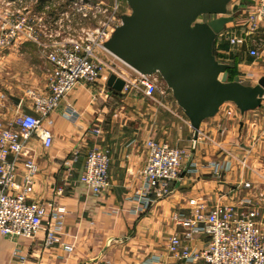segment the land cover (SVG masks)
<instances>
[{
    "label": "crops",
    "instance_id": "obj_1",
    "mask_svg": "<svg viewBox=\"0 0 264 264\" xmlns=\"http://www.w3.org/2000/svg\"><path fill=\"white\" fill-rule=\"evenodd\" d=\"M254 3L232 0L229 14L234 20L214 42L217 58L232 64L231 75L252 85L264 75V22L254 31L244 25ZM232 36L245 37L246 42L233 45L229 41ZM255 46L261 50L258 59L249 54ZM35 50L36 44L24 42L0 52L1 124H8L19 113L33 111L31 91H48L49 73L42 71L41 83L35 84L34 69L25 59ZM45 61L50 72L51 65ZM110 74L106 72L93 83H81L70 93L67 101L79 112L75 118L67 115L64 102L52 114L54 141L50 147L36 136L28 142L39 164L28 199L55 198L66 205V233L61 239L73 243L74 250L67 252L60 243L44 248L43 230L34 239L18 242L0 234V264H177L167 248L170 236L181 230L174 217L190 214L192 201L208 206L251 205L258 216L264 211V99L260 107L244 114L233 105L223 104L215 116L201 123L195 139L190 120L170 88L149 99L136 88L124 91L111 87ZM95 125L102 130L100 136L91 133ZM150 137L175 146L192 138L198 147H191L181 177L169 184V191L152 193L148 205L135 212L138 204H144L137 197L144 183L142 171ZM96 145L111 157V185L101 195L93 194L80 181L85 156ZM203 146L208 149L206 153ZM214 161L224 164L218 173L211 165ZM23 174L19 164L17 183H22ZM246 182L252 187L247 188ZM59 188L61 193H57ZM246 198L250 201L243 204ZM206 240L197 234L188 243L201 248ZM16 245L27 254L25 261L13 257Z\"/></svg>",
    "mask_w": 264,
    "mask_h": 264
},
{
    "label": "built area",
    "instance_id": "obj_2",
    "mask_svg": "<svg viewBox=\"0 0 264 264\" xmlns=\"http://www.w3.org/2000/svg\"><path fill=\"white\" fill-rule=\"evenodd\" d=\"M119 7V0H114L113 5L101 0H0V52L31 42L51 65L48 91L30 92L33 111L19 113L8 124L0 123V234L15 242L23 238L34 239L43 230L44 248L56 243L62 244L67 252L75 248L73 243L61 239L66 233V205L55 198L28 199V190L39 171L28 142L36 136L46 147L52 145V114L63 102L68 116L75 118L79 114L67 101L79 84L96 82L109 72L125 80L124 91L135 87L148 98L169 89L158 72L141 73L105 47L114 29L122 23ZM211 17L205 15L202 20ZM262 22L264 0H255L244 25L247 30L254 31ZM229 41L241 46L246 38L232 36ZM105 51L125 64L133 74L115 61H106L102 54ZM249 54L258 59L261 50L255 46L249 49ZM91 133L100 136L102 130L95 125ZM146 145L144 183L137 197L144 204H138L135 212L148 205L152 193L162 195L169 191V184L181 177L186 156L183 148L153 137L148 138ZM110 161L109 152L99 145L89 149L85 156L80 181L95 195H101L111 185ZM19 164L24 168L20 184L16 181ZM211 165L216 173L224 168L223 163L216 161ZM245 186L250 188L252 184L246 182ZM61 192L59 188L57 193ZM249 201L246 198L243 204ZM192 203L194 207L190 214L178 213L174 217L181 230L170 236L167 248L177 264H264V223L258 220L255 208L251 205L245 208L236 204ZM197 234L207 238L201 248L188 243ZM13 257L25 261L27 254L16 245Z\"/></svg>",
    "mask_w": 264,
    "mask_h": 264
},
{
    "label": "water",
    "instance_id": "obj_3",
    "mask_svg": "<svg viewBox=\"0 0 264 264\" xmlns=\"http://www.w3.org/2000/svg\"><path fill=\"white\" fill-rule=\"evenodd\" d=\"M130 14H122L105 47L141 73L158 72L184 110L198 138L201 123L233 102L244 114L262 105L264 75L256 84L230 79L232 64L220 61L214 42L226 24L232 0H126ZM237 6L234 7V10ZM202 15L212 16L206 21ZM125 80L115 73L108 85L122 90Z\"/></svg>",
    "mask_w": 264,
    "mask_h": 264
},
{
    "label": "rangeland",
    "instance_id": "obj_4",
    "mask_svg": "<svg viewBox=\"0 0 264 264\" xmlns=\"http://www.w3.org/2000/svg\"><path fill=\"white\" fill-rule=\"evenodd\" d=\"M101 1H104L106 2L107 4H110V5H113V2L114 0H101ZM120 2V7H119V11L118 13L119 14H130L131 13V8L130 6L128 5L127 1L126 0H119ZM205 18V15H202L200 17V19H204ZM103 56H104V59L107 61V57L108 58H112L115 60V62L118 63V65L123 68V69H126L128 71H131L129 68L126 67L125 64H123L122 62H120L116 57H114L111 53L109 52H106L105 51V54L104 52H102ZM27 63H30V65H32L33 69H34V75H35V81H33L35 84H40L42 79H41V72L43 71L47 73L48 72V69H49V64L45 61V57H44V54L38 49V50H35L34 52H31L29 54V56H27ZM25 61L23 60L22 63H24ZM132 73V71H131ZM33 83V84H34ZM135 88V87H133ZM138 89V88H136ZM139 90V89H138ZM141 91V90H140ZM148 98V97H147ZM149 99H152V98H149ZM226 104H230V105H233L234 107H236V105L233 103V102H226ZM237 108V107H236ZM187 143H184L183 145H177L179 146L180 148H183L185 151H186V156L184 158V162L185 160H187L189 158V155L191 154V147L194 146V147H198V145H196V143H194V141L192 140V138H188V140H185ZM202 152H205L208 151V149L206 150V146H203L202 148ZM264 211L258 216V213H257V218L258 220H260L261 222L264 223Z\"/></svg>",
    "mask_w": 264,
    "mask_h": 264
},
{
    "label": "trees",
    "instance_id": "obj_5",
    "mask_svg": "<svg viewBox=\"0 0 264 264\" xmlns=\"http://www.w3.org/2000/svg\"><path fill=\"white\" fill-rule=\"evenodd\" d=\"M227 47V46H226ZM232 70V69H231ZM231 70H230V79L233 77L232 75H231Z\"/></svg>",
    "mask_w": 264,
    "mask_h": 264
}]
</instances>
